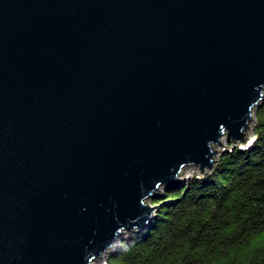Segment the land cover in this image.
<instances>
[{"label":"water","instance_id":"1","mask_svg":"<svg viewBox=\"0 0 264 264\" xmlns=\"http://www.w3.org/2000/svg\"><path fill=\"white\" fill-rule=\"evenodd\" d=\"M263 101L264 0H0V264H93Z\"/></svg>","mask_w":264,"mask_h":264},{"label":"trees","instance_id":"2","mask_svg":"<svg viewBox=\"0 0 264 264\" xmlns=\"http://www.w3.org/2000/svg\"><path fill=\"white\" fill-rule=\"evenodd\" d=\"M255 115L248 148L233 145L210 173L162 185L154 217L107 264H264V101Z\"/></svg>","mask_w":264,"mask_h":264},{"label":"rangeland","instance_id":"3","mask_svg":"<svg viewBox=\"0 0 264 264\" xmlns=\"http://www.w3.org/2000/svg\"><path fill=\"white\" fill-rule=\"evenodd\" d=\"M255 122H256V115H255V119H254L253 123L251 124V127H250V129H249V132H248V134L246 135V137L252 136V137L249 139V143H250V142L252 143V140L255 138V135H254V133H253V125H254ZM239 142H240V140H233V143H232V140H228V138H227L226 135L223 136V138L221 139V143H223V145H221V144H217V145L214 146V149H219L218 152H217V155H216V157H215V160H216V159H219L221 153H222L224 150L230 149L233 145H235V146H239V144H238ZM249 143H248V144H249ZM251 143H250V144H251ZM248 144H247L245 147H240V146H239V147H240V148H248ZM217 161H218V160L215 161V163L213 164V167L216 166ZM213 167H212V168H213ZM212 168H211V169H212ZM198 169H199V166H197L196 164L187 165L186 167H184V168L182 169V171H181V174H180V177H181L182 183H183L184 181H186V180L192 178V177H195V175H193V174H194V172L197 171ZM209 171H210L209 168H206V169L204 170V172H209ZM197 176H198V177H201L200 175H196V177H197ZM181 180H180V181H181ZM180 181H179V182H180ZM147 202H148V204L152 205V204H151L152 201H151L150 199H147ZM135 232H137V231H134V230H133L132 232H131V231H125V232L123 233V235H122L121 237H119V239L116 241V243L114 244V246H113L112 249H110L108 252L104 253V254L102 255V258L99 257L97 260L93 261L92 263H93V264H107V259H106V258L108 257V254H110L111 252L115 251V250L118 248L119 243L121 242L122 239H124L125 237H128L129 234H131V233H135Z\"/></svg>","mask_w":264,"mask_h":264},{"label":"bare ground","instance_id":"4","mask_svg":"<svg viewBox=\"0 0 264 264\" xmlns=\"http://www.w3.org/2000/svg\"><path fill=\"white\" fill-rule=\"evenodd\" d=\"M211 170V169H210ZM181 179V178H180Z\"/></svg>","mask_w":264,"mask_h":264}]
</instances>
